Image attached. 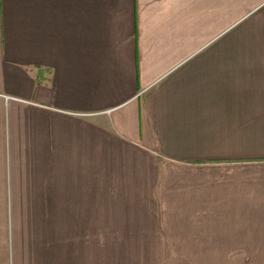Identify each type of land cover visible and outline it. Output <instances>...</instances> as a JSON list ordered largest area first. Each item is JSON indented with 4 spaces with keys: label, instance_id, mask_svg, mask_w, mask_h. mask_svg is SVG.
I'll return each instance as SVG.
<instances>
[{
    "label": "crops",
    "instance_id": "obj_1",
    "mask_svg": "<svg viewBox=\"0 0 264 264\" xmlns=\"http://www.w3.org/2000/svg\"><path fill=\"white\" fill-rule=\"evenodd\" d=\"M0 264H264V0H0Z\"/></svg>",
    "mask_w": 264,
    "mask_h": 264
},
{
    "label": "rangeland",
    "instance_id": "obj_2",
    "mask_svg": "<svg viewBox=\"0 0 264 264\" xmlns=\"http://www.w3.org/2000/svg\"><path fill=\"white\" fill-rule=\"evenodd\" d=\"M117 189L121 188L117 187L114 190L116 191ZM147 205L149 204L145 203L143 195H141L140 198L135 199L132 195L121 192L105 193L104 209L101 211V216L105 218L156 216V211L145 208Z\"/></svg>",
    "mask_w": 264,
    "mask_h": 264
}]
</instances>
